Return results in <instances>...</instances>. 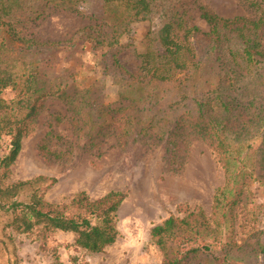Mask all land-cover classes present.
Masks as SVG:
<instances>
[{
	"label": "trees",
	"instance_id": "trees-1",
	"mask_svg": "<svg viewBox=\"0 0 264 264\" xmlns=\"http://www.w3.org/2000/svg\"><path fill=\"white\" fill-rule=\"evenodd\" d=\"M83 1L0 0V94L9 87L15 91L10 104L0 99V138L9 137V151L0 157V212L9 217L7 226L13 231L27 233L40 227L72 232L78 247L100 253L118 238L124 192L110 191L93 199L81 191L69 202L51 203L36 187L47 177L5 183L44 101H66L76 128L95 123L90 90L71 94L60 78H48L39 67H28L18 75L7 62L16 45L25 50L58 44L25 32L52 12L83 15ZM103 1L102 18L68 39H85L107 48L120 74L116 82L121 103L103 106L99 132L112 129L121 145L130 140L163 141L167 164L175 170L182 168L188 137L195 135L208 140L225 173L210 214L198 209L183 217L171 215L151 229L162 264H264L262 230L257 227L261 205L244 202L252 185L264 184V93L256 94L251 88V78L264 62V0H241L254 17H224L198 0L171 1L167 19L148 37V50L138 53L137 73L127 70L117 57L121 39L134 23L150 19L158 3L166 0ZM194 6L208 31L192 22ZM201 33L208 36L205 59L193 41ZM208 62L217 69L216 79L205 78ZM259 80L264 85V76ZM40 153L47 159L64 158L51 151L46 138L40 143ZM239 209L245 217L243 226L252 229L249 237L241 239L236 237Z\"/></svg>",
	"mask_w": 264,
	"mask_h": 264
},
{
	"label": "rangeland",
	"instance_id": "rangeland-1",
	"mask_svg": "<svg viewBox=\"0 0 264 264\" xmlns=\"http://www.w3.org/2000/svg\"><path fill=\"white\" fill-rule=\"evenodd\" d=\"M171 1L177 2H159L150 19L134 23L130 33L122 37L123 46L117 57L130 72H138V53L148 50V37L156 34L167 19ZM198 1L224 17L255 15L241 0ZM80 9L83 15L56 11L29 26L26 34L59 43L25 50L16 45L7 62L18 75L37 66L48 78H60L71 94L90 90L95 123L84 129L76 128L70 105L64 100L47 99L29 134L23 138L21 151L5 183L47 177L36 187L51 203L69 202L81 191L93 199L110 191H122L126 196L118 211L119 235L103 252L90 253L76 245L72 232L44 231L40 227L27 233L13 231L7 226L9 217L0 212V264H162L163 255L151 240V229L171 215L183 217L198 209L210 214L215 190L223 185L225 173L208 140L195 135L188 137L187 158L182 168L175 170L167 164L165 142L130 140L121 145L112 129L99 132L103 106L117 107L121 103L116 82L120 74L107 48L96 47L85 39L68 41L78 29L102 18L104 1L84 0ZM191 14L193 23L204 32L209 30L195 6ZM193 41L199 56L205 59L208 36L201 33ZM211 65L208 62L205 78L212 80L218 73ZM262 76L264 62L251 78V88L256 94L264 93V85L258 84ZM14 98L11 87L0 94L7 104ZM45 138L51 151L63 154L64 158L47 159L40 153V143ZM8 151L9 137L4 135L0 138V157ZM250 189L244 202L249 206L253 202L261 205L257 227L262 230L260 237L264 243V184L256 183ZM238 212L236 237H249L252 229L243 226L245 217L241 209Z\"/></svg>",
	"mask_w": 264,
	"mask_h": 264
}]
</instances>
